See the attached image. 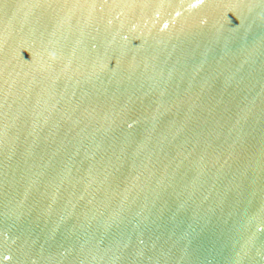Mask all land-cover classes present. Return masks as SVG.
<instances>
[{"label":"water","instance_id":"95a60500","mask_svg":"<svg viewBox=\"0 0 264 264\" xmlns=\"http://www.w3.org/2000/svg\"><path fill=\"white\" fill-rule=\"evenodd\" d=\"M0 264H264V0H0Z\"/></svg>","mask_w":264,"mask_h":264}]
</instances>
